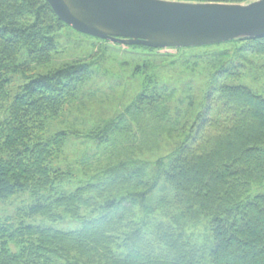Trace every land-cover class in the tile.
Masks as SVG:
<instances>
[{
	"label": "trees",
	"instance_id": "1",
	"mask_svg": "<svg viewBox=\"0 0 264 264\" xmlns=\"http://www.w3.org/2000/svg\"><path fill=\"white\" fill-rule=\"evenodd\" d=\"M64 27L72 29L46 0H0V204L19 193L31 198L19 216L0 217V264H264V194L244 202L251 185L264 182V97L247 86L226 84L240 77L221 61L229 53L208 62L211 67L214 63V86L207 107L194 121L187 143L173 153L168 168L160 170L171 198L152 195L158 183L146 180L144 167L127 163L108 167L97 183L65 192L61 186L71 182L74 173L54 163L63 155L70 134L59 131L49 136L48 121L75 100L92 75V64L79 61L28 79L4 109L12 78H27L31 64L51 63L56 34ZM226 44H242L239 55L235 52L239 60L250 53L264 57V38L221 45ZM208 47L214 46L198 48ZM22 49L28 63H19ZM143 96L141 106L147 100L161 102L158 96ZM217 101L224 104L221 115L213 108ZM127 124L123 117L88 137L108 143L117 133L125 134ZM167 206L210 217L212 249L203 252L185 240L182 230L162 223L149 239L137 210L155 214ZM35 217L52 222L69 217L81 227L65 231L26 221Z\"/></svg>",
	"mask_w": 264,
	"mask_h": 264
},
{
	"label": "rangeland",
	"instance_id": "2",
	"mask_svg": "<svg viewBox=\"0 0 264 264\" xmlns=\"http://www.w3.org/2000/svg\"><path fill=\"white\" fill-rule=\"evenodd\" d=\"M56 41L57 50L51 63L43 66L31 64L27 78L23 75L12 78L10 99L4 104V109L9 108L18 87L28 79L79 61L92 64V75L81 85L75 100L58 118L48 121L49 136L59 131L70 134L63 155L54 163V167L71 169L74 173V179L61 186L65 192L75 191L89 182L97 183L105 178V169L127 163L144 167L146 180L151 184L158 183L152 195L171 198L170 189L160 180L159 173L161 169L168 168L173 153L187 143L194 121L207 107L208 95L214 86L211 82L214 63H211L212 67L208 63L213 57L220 60V54L229 53L222 56V63L227 69L240 73L238 79H230L226 84L247 86L264 97V57L250 53L246 59L239 60L236 53L239 55L238 48L242 44L152 52L102 41L68 27L56 34ZM26 61L27 52L22 49L19 63ZM143 95L150 99L158 96L161 102L147 100L141 106L139 100ZM151 103L157 106L152 107ZM223 105L217 101L213 108L221 115ZM133 113L135 115L132 116ZM214 113L215 110L211 119ZM220 115L215 118L221 119ZM123 117L127 118L129 128L123 131L125 134L117 133L111 137V142L103 143L99 138L88 137L98 134L107 124L118 123ZM126 192L124 190L122 194ZM262 194L264 182L252 184L244 202ZM30 202L29 194L19 193L0 204V217L19 216V209ZM137 220L144 221L145 231L151 234L147 235L149 239L156 236V227L162 223L182 230L185 240L203 252L214 246L211 218L205 215H188L167 206L155 214L138 209ZM26 221L65 231L81 227L79 222L69 217L59 222L41 217Z\"/></svg>",
	"mask_w": 264,
	"mask_h": 264
},
{
	"label": "water",
	"instance_id": "3",
	"mask_svg": "<svg viewBox=\"0 0 264 264\" xmlns=\"http://www.w3.org/2000/svg\"><path fill=\"white\" fill-rule=\"evenodd\" d=\"M78 33L125 46L186 49L264 38V0H46Z\"/></svg>",
	"mask_w": 264,
	"mask_h": 264
}]
</instances>
